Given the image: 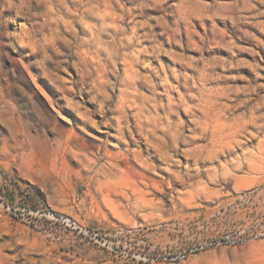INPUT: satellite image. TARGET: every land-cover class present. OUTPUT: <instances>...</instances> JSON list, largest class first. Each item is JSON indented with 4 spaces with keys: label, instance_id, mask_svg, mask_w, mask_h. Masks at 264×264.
I'll return each mask as SVG.
<instances>
[{
    "label": "rangeland",
    "instance_id": "1",
    "mask_svg": "<svg viewBox=\"0 0 264 264\" xmlns=\"http://www.w3.org/2000/svg\"><path fill=\"white\" fill-rule=\"evenodd\" d=\"M0 264H264V0H0Z\"/></svg>",
    "mask_w": 264,
    "mask_h": 264
}]
</instances>
